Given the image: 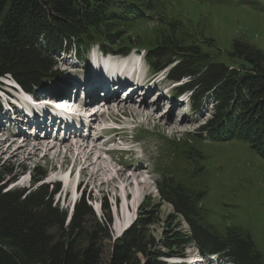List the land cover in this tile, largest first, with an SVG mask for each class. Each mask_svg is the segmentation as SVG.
Listing matches in <instances>:
<instances>
[{
	"label": "trees",
	"instance_id": "1",
	"mask_svg": "<svg viewBox=\"0 0 264 264\" xmlns=\"http://www.w3.org/2000/svg\"><path fill=\"white\" fill-rule=\"evenodd\" d=\"M150 6L151 0H0V77L10 74L30 91L58 75L57 50L75 47L83 57L95 43L117 53H127L134 46L145 48L150 68L158 71L173 64L170 79L188 77L178 93L192 91L195 107L202 105L205 94L218 99L221 115L212 112V119L203 123L201 131L218 139L230 133L226 138L245 139L264 156V52L236 40L231 55L237 62L226 64L211 60V51L198 43L181 49L166 39L146 43L141 36L126 33L124 25L132 22L131 17L144 19ZM125 34L127 37L121 40ZM168 145L178 153L188 152L187 162L203 156L199 147L192 146L194 151L184 149L185 141L173 139ZM191 152L194 158L189 157ZM14 169L0 172V264H176L164 259L175 256L173 253L151 248L154 240L144 230L149 220L141 227H129L113 242L105 258L103 245L112 240L108 231L111 216L101 224L83 193L67 222V211L54 203L58 184L51 190L47 183L32 189H8L17 180ZM36 170L34 183L46 176L41 167ZM165 177L157 189L173 205L176 215L190 225L191 234L185 243L193 239L201 252L217 253L230 264H264L248 232L231 226L225 234L210 233L200 223L199 195L174 180L173 174ZM175 239L166 240L165 247H178L182 239ZM138 252L144 254V260Z\"/></svg>",
	"mask_w": 264,
	"mask_h": 264
},
{
	"label": "rangeland",
	"instance_id": "2",
	"mask_svg": "<svg viewBox=\"0 0 264 264\" xmlns=\"http://www.w3.org/2000/svg\"><path fill=\"white\" fill-rule=\"evenodd\" d=\"M150 8L152 17L150 13H146L144 19L139 16H132L131 18L134 21L132 20L126 27L124 25L126 33L133 34L134 37L141 36L146 43H150V40L154 41V39L159 42L166 39L169 43L175 42V46L181 49H185L187 45L194 46L198 43L201 44L203 49L211 51V60L226 64L237 62L233 61L231 55L232 43L236 40L250 43L264 52V0H151ZM125 37H127V34L123 35L121 40H124ZM71 52L75 54V51ZM54 56L57 57V55ZM58 57L57 62L60 63L59 65L61 67L65 66L71 71V74L68 72L67 77H77L76 73L81 72V69L70 65V63H75V58L68 60L69 58L66 56L61 55ZM172 65L165 68L168 70ZM141 68L146 69L143 64H141ZM82 74L83 80L85 75L89 80L92 70L82 71ZM162 79L156 77V81L161 82L159 87L165 92V89H168L172 83L166 80L161 81ZM187 79L188 77L185 78V81ZM0 80L12 81L13 77L6 75ZM63 84L64 82L52 86L47 92L41 90L44 88L43 86L37 87L38 89L35 87L34 90L35 92L39 91L37 92L38 98H43L44 94L47 93L52 99L56 98L54 90H58ZM150 87L153 94L146 97L144 105L142 102L139 103L140 99L137 98V94L129 101L121 88L117 95L113 96V98L117 97V100L110 99L107 102L109 105L105 107L108 116L109 114H125V118H122L124 127H136L133 133L129 130L124 131L123 138H116L117 144L132 151L117 152L115 155L113 154V158V156L103 151L98 152L97 149L98 153L95 156L101 157L98 163L95 165L83 164L86 165L88 172L80 177L83 184L76 192L77 196L86 193L87 199L89 198L88 202L93 206L95 219L99 220L101 224L102 222L105 224L109 216L112 218V223L108 226L112 240H106L103 245L104 257L110 255L113 242L124 234L119 235L118 227L124 221L125 213L128 212L133 216L129 227L132 225L134 228L141 227L143 221L149 220V224L144 230L154 240L151 246L152 249L183 256L182 258H185L186 262H182V264H193L189 260L192 257L194 259L200 257L198 255V243L193 239H189L186 243L184 241L190 237V225L183 217L176 215L173 205L164 200L157 189V185L161 184L165 176L167 178L169 174H173L175 176L174 180L183 182L190 191L199 195L196 203L197 210L200 213V223L205 225L210 233L225 234L227 228L231 226L240 228L252 236L264 260V156L253 149L252 144L245 139H232L231 136L226 138L230 133L218 139L217 136L214 137L212 134L201 131L200 126L208 119H212V112L215 115H221L220 111L222 110L220 107L218 108L220 104L216 106V100L218 99H212L205 94V101L195 108L189 103L188 98H186V101H181L178 95L174 96L175 93H173L172 97L177 102H182L181 105L177 106V109L167 107L169 99L167 100L165 96L159 104L156 103L155 108L149 103L154 100V96L160 94L158 92L159 88L156 84ZM50 92L53 94H49ZM99 92V98L101 99L104 93L101 90ZM1 97L3 100L5 99L3 95ZM171 101L175 102L174 99H171ZM96 102L97 100L93 103ZM99 105L101 106V103ZM124 105L140 109V115H132L131 110L123 108ZM180 111L183 113L188 111V115L182 116L179 114ZM2 112L0 110V125L3 126L0 127V139H7V141L2 145L3 147L0 146V154L13 137L19 138V143L23 141V136L18 135L17 130H22L25 127L18 121L17 123L9 122V125H13V129L12 127L8 128V124L4 126L3 120L12 116L15 112L9 110L5 113L7 117L2 115ZM134 115L139 117L134 118ZM106 118L107 114L100 116L101 120ZM168 119L175 121L174 124L179 127L178 130L173 127H163L164 122ZM95 125H98V123L93 124V129ZM227 132L233 133L230 130H227ZM39 133H37L38 135L33 134V138H31L32 142L35 143V140H39L42 144V148L37 151L36 155L27 158V149L22 150L21 153L15 156H11L10 151L6 152L0 156V172L7 168H15L17 181L10 183L8 189H32L41 183H47L51 190L53 188L51 180H66L68 186L61 185V189L54 196V203H57L60 209L67 211L68 222L73 212L72 200L76 179L75 175L69 176V173L60 167L64 160L69 161V166L75 161L76 152L75 150L68 152L67 145L74 143L78 136H69L65 141L64 139L59 140V143L66 142L67 144H62V148L59 147L57 153L58 147L45 154V149L54 141L52 139L48 141ZM108 133L107 136L112 134ZM102 134L104 132L96 128L93 133H90L91 137H84L87 138V143L92 145L96 140L93 137ZM254 134L257 138L258 133L254 132ZM27 135L30 136V134ZM132 136H134V139H132ZM172 139L185 141L184 149L189 151H194L192 146L199 147L203 152V156L200 158L195 157V160L187 162L188 152L178 153L171 145H168L167 141ZM102 143L103 138L96 144L101 148L104 147ZM13 147H16V145H13ZM189 157L194 158L192 152ZM138 160L142 162V166L135 170V179H133V176L130 179L126 178L133 172L127 170L130 167L126 168L123 177L118 176L117 171L124 166V161L137 162ZM189 163L191 164L188 165ZM37 167H41L42 171L46 172V176L44 180L34 183L32 176H38ZM80 167L76 166L75 169L79 171L81 170ZM198 167L200 169L197 172L192 171ZM23 168H25L24 172L22 171ZM98 170L99 175L97 174L96 177L91 178V173ZM145 180L147 181V190L144 189L146 184L143 183ZM136 187L141 191V195L139 196V204L134 211L131 205L132 196L127 199L125 193L127 192L130 195ZM123 205H126L128 209ZM175 238L182 239V243L174 249H167L165 247L166 240H176ZM137 256L141 260L145 259L144 254L141 252H138ZM167 260L176 264L181 262L173 257ZM198 262H203V260L201 259ZM210 264L230 263L224 259L222 262H210Z\"/></svg>",
	"mask_w": 264,
	"mask_h": 264
},
{
	"label": "bare ground",
	"instance_id": "3",
	"mask_svg": "<svg viewBox=\"0 0 264 264\" xmlns=\"http://www.w3.org/2000/svg\"><path fill=\"white\" fill-rule=\"evenodd\" d=\"M119 83V84H118ZM46 86H44V88H42L41 90H43V91H45V92H47V90H49L52 86H55V85H57V84H51V82H46ZM59 84V83H58ZM76 86H79V85H76ZM94 86H95V89H97L98 87H101V88H103L108 94H109V96H111V98L113 97V96H116L117 95V93H118V91L121 89V88H124L125 89V91L127 90L128 91V98L127 99H129V101H130V99H133V96L135 95V94H137V98H139L140 99V101H139V103L141 104V102L143 103V105L145 104V100H146V97L148 96V95H150V94H153L152 92V88L151 87H149V88H146L145 86H142L141 85V83H138V84H136V83H132V82H127V83H123L121 80H118V79H116V78H114L113 79V81L112 82H110L108 85H99L98 83H95L94 84ZM66 88H67V84H66V82H64V84H63V86L62 87H60L58 90H54V96L57 98V97H60V96H62V95H64V94H66L65 93V91H66ZM12 90H15L13 87H12ZM40 90V91H41ZM158 92L160 93L159 95H156V96H154L155 98H153L154 100L153 101H151L149 104H151V105H153L155 108H156V103L157 104H159L161 101H162V98H163V96L164 95H162L161 94V92L159 91V89H158ZM163 93V92H162ZM49 94H53L52 92H50ZM152 96V95H151ZM19 96H17L16 97V99L17 100H19ZM36 98H38V94H36ZM137 98H136V100H137ZM66 99H69V100H71L72 99V96L70 95L69 97H64V100L63 101H66ZM169 98L167 97V100H168ZM94 101H96V99H92V101H91V103L92 104H94L95 106H93V107H96V105H98V104H100V102H98L97 104L96 103H93ZM128 101V102H129ZM170 102V103H169ZM133 103V102H132ZM138 103V102H137ZM155 103V104H154ZM167 107H169L170 109L172 108H174V109H177V106H179V105H181L180 103H175L174 101H171V100H168L167 101ZM71 104V103H70ZM102 105H101V107L102 108H104V109H101V113L99 112V110H97L95 113H93V115H94V117H96V119H95V122L97 123L98 121V119H100V116H102V113H104V111L103 110H106V106L107 105H109L107 102L106 103H101ZM10 105L12 106V108H11V111L12 112H17L18 114H21V115H24L17 107H15V104L13 103H10ZM142 105V106H143ZM69 106V105H68ZM0 107H2V106H0ZM122 107V106H121ZM123 108L124 109H126V110H131V113H132V115L133 114H136V115H140L139 113H140V109H137V108H133V107H128V106H126V105H124L123 106ZM59 109V111H58V113L59 114H61L62 116H64V117H68V115H66L65 114V112L63 111V108L62 107H60V108H58ZM121 109V108H120ZM28 110H30V109H28ZM142 111H143V109H141ZM2 111H3V109H2ZM5 111V110H4ZM141 111V112H142ZM99 113H100V115H99ZM92 115V114H91ZM49 116V115H48ZM7 117V116H6ZM25 117H26V119H27V122H28V127H23L22 128V130H17V132L19 133V134H21V136H23V141L22 142H18V139L19 138H17V137H13V139L12 140H10V142H9V144H8V146L6 147V148H3L2 149V153L0 154V156L1 155H4V153H6V152H11V156H15V155H18L19 153H21L22 152V150H28V155H27V158H30L31 156H34V155H36V153H37V151H39L41 148H42V144L40 143V141L39 140H35V143L34 142H32L31 141V138H33L32 136H33V134L34 135H37V133L38 132H40V133H42L43 132V130H44V126L43 125H41L40 123H41V121H42V116H39V115H37V117L36 118H33V117H30V116H27V115H25ZM169 117V116H168ZM70 118H71V116H70ZM34 120V121H33ZM10 121H12V122H15V123H17V120H14V119H11ZM94 122V123H95ZM175 122V121H174ZM174 122H173V120H169L168 119V121H166V122H164V124H163V127L164 128H170V127H173L175 130L177 129V128H179L177 125H175L174 124ZM179 124V123H178ZM181 125V124H180ZM0 127H3V126H1L0 125ZM21 127V126H20ZM178 130V129H177ZM13 134V133H12ZM18 134V135H19ZM25 134V135H24ZM27 134H30V136L29 135H27ZM67 137L68 136H66L65 138H64V141L65 140H67ZM7 138H9V137H7ZM97 138H99L100 140L102 139V137L101 136H97L95 139L96 140H94V143H92V145H90V144H88L87 143V141H86V137H84V136H78L77 138H76V140L74 141V143H72V144H69V145H67V151L68 152H70V151H74L75 150V156H76V158H75V161L73 162V164L71 165V166H69L68 164H69V161H66V160H64V161H62V164H61V169H63V170H66V169H69L70 167H72V169H74L76 166H81L80 168H81V170H80V174H81V177L86 173V172H88L86 169H87V167H85L86 165H83V164H85V163H89L90 165H95V164H97L98 163V161H99V159L101 158L100 156H95L99 151L100 152H102L103 151V149H104V147H101V148H99L98 146H97V142L98 141H100L99 139H97ZM63 140V139H62ZM5 141H7V139H0V146H2V145H4V142ZM61 141V140H60ZM66 142H62V143H59L58 141L57 142H52V144L48 147V148H46L45 149V154H48L51 150H53V149H55V148H57L58 147V150L56 151V153L57 152H59V147H61V145L62 144H65ZM67 144V143H66ZM13 145H16V147H13ZM102 145H104L103 143H102ZM73 146V147H72ZM105 146V145H104ZM3 147V146H2ZM14 148V149H13ZM62 148V147H61ZM97 149H98V152H97ZM67 152V153H68ZM66 153V154H67ZM111 156H113V154L111 153ZM26 158V159H27ZM113 158H114V156H113ZM103 162V161H102ZM101 162V163H102ZM141 161L140 160H138L137 162H127V161H124V166L122 167V168H120L118 171H117V174H118V176L119 177H123L124 176V174H125V171H126V168H128V167H130V168H128L127 170H132L133 172L131 173V175L129 176V177H126L127 179H130V177L131 176H133L134 178L133 179H135V170H138L142 165H141ZM88 166V165H87ZM112 166V165H111ZM54 167H55V165H54ZM100 167V166H99ZM90 168V167H89ZM106 168V167H105ZM99 173V170L98 171H93L92 173H91V178H94V176L96 177L97 176V174ZM99 175V174H98ZM90 178V179H91ZM115 180V179H114ZM124 180H126V179H124ZM127 181V180H126ZM138 184H140L139 182H137ZM145 186H144V189L145 190H147L148 189V186H147V181L145 180L144 181V183H143ZM64 185L65 186H68V184H67V182H66V180H65V183H64ZM102 185H103V183H102ZM138 187H136L135 188V190L133 189V192H129L130 193V195L126 192L125 194V196L127 197V199H129V196H132V200H131V205L133 206V208H134V211L136 210V208H137V206H138V204H139V200H140V195H141V191L140 190H138L137 189ZM76 197H77V193H76V191H75V189H74V191H73V199H76ZM119 198V197H118ZM123 206H125L126 207V209H128L127 208V206L126 205H123ZM123 210H124V208H123ZM125 211V210H124ZM133 214H135V213H133ZM133 216H132V214L131 213H125V219H124V221L121 223V225H119V227H118V232L119 233H121V231L126 227V226H128L129 225V223L132 221V218ZM135 219V218H134ZM118 226V225H117ZM196 252V251H195ZM191 255V254H190ZM193 256V255H192ZM198 256V255H197ZM199 260H201V258L200 257H197V258H195L194 260L192 259V261L191 262H193V264H198V261ZM190 261V260H189Z\"/></svg>",
	"mask_w": 264,
	"mask_h": 264
}]
</instances>
